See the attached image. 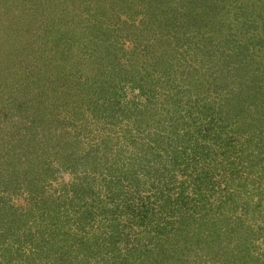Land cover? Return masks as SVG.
<instances>
[{
	"label": "rangeland",
	"instance_id": "374dc122",
	"mask_svg": "<svg viewBox=\"0 0 264 264\" xmlns=\"http://www.w3.org/2000/svg\"><path fill=\"white\" fill-rule=\"evenodd\" d=\"M205 1L0 0V146L8 151L10 163L8 169L2 170L9 180L15 170L22 179L28 169L35 175L45 170L44 166L52 179L56 172L65 170L63 165L69 161L77 170L68 180H79V172L87 185L97 184L102 191L107 189L110 177L118 175L127 186L122 199L130 192L129 179L134 176L130 164L121 161V169L114 166L102 174L93 167L98 164L96 155H100L97 148L107 149L119 141L120 148L126 136L134 134L136 139H143L136 147L129 146L128 157L138 161L140 169L136 175L141 182L156 189L173 188L170 195L176 210L168 219L182 222L185 217L188 224L195 216H203L201 234L196 229L192 233H198L200 238L203 234L206 242L202 249L198 247L191 253L185 250L184 260L189 264H264V204H258L256 193L245 189L235 196V202L220 199L217 191H210L205 198L206 187L199 186L195 178L202 166L198 169L194 162L188 166V160L182 168L171 165L173 183L160 173L148 171V160L159 157L152 155L150 146L156 147L157 154L158 146L167 143L155 140L158 137L152 139L154 135L168 134L169 130L184 134L186 129L205 127L203 115L211 109L217 111L223 106L229 112H238L236 102L247 103L255 91H259L255 99H264V0H208L214 6L209 10ZM203 12L207 17L199 23L197 17ZM98 45L103 52H95ZM234 59L240 60L234 65L239 67L242 80L221 84L219 78L227 77L225 68ZM163 64L169 68L167 74ZM185 64L190 97L208 98L209 107L192 109L194 113L189 115L184 112L178 125L173 119L175 114L178 116L174 109L144 107L146 113L135 123L126 102H147L150 95L160 90L157 83L168 76H178L183 69L180 66ZM255 72L258 76L252 77ZM210 73L219 80L211 90L203 84L211 80ZM128 82L123 89L125 98H121V105L116 104L117 99L110 93L117 92L113 88L118 84ZM130 83L136 88L132 92ZM107 85L112 90L104 91ZM164 156L170 159L169 155ZM61 180L57 177L54 181ZM238 184L240 180L235 183ZM19 186L24 187V182L20 181ZM150 191L144 189L142 193L149 195ZM181 192L186 194L179 199ZM105 196L98 200L103 210L109 207L105 203L107 197L103 203ZM219 203L222 207L218 211L210 208ZM98 221L96 218L97 224L73 226L75 231L66 233L65 238L56 236L58 241L39 237L35 242L30 239L36 230L26 228L24 233L11 224L7 225L9 238L2 237L4 227L0 222V264H94L99 258L104 259L101 264H114L116 259L118 264H124L121 261L128 256L123 257L127 252L123 248L131 245L126 240L115 239L117 250L86 249L79 255L70 252V242L64 240L77 236L82 247L88 246L86 239L95 229L101 230ZM17 231L21 233L16 240ZM104 240L108 239L98 242ZM40 249L43 256L36 254ZM103 255L107 257L102 258Z\"/></svg>",
	"mask_w": 264,
	"mask_h": 264
},
{
	"label": "trees",
	"instance_id": "16d2710c",
	"mask_svg": "<svg viewBox=\"0 0 264 264\" xmlns=\"http://www.w3.org/2000/svg\"><path fill=\"white\" fill-rule=\"evenodd\" d=\"M160 1L162 0H159V3ZM205 2L208 10L209 7L214 8L208 0ZM203 13V15L200 13L199 17H197L200 19L199 23L204 20L205 16L207 17V13ZM211 14L214 16L213 13ZM96 51L98 53L103 52V47L98 45L95 48ZM244 56L246 57V55ZM234 60L235 62L230 61L225 68V72H228L227 77L219 78V81L218 77L210 73L211 80L205 81L203 84H206L205 86L211 90L217 81L222 84L223 81L232 82V80H242V77L238 75L237 69L239 67H235L240 60ZM255 67L257 66L255 65ZM164 68L167 74L169 68L167 66H164ZM180 68L183 69L181 73L179 72L178 76H168L157 83V87L160 90L158 91L157 89L153 95H150L146 99L147 102L145 100L138 104L134 101L126 102V106L129 108L127 112L134 117L136 120H134L135 123L137 122V118H140L146 113L144 107L146 109L149 107L153 109L154 107L162 106L165 109L167 108L168 111L174 109V112L178 114V116L175 114L173 117L176 124L181 120L184 112H188L189 115L194 113L190 111L192 109H200L202 106L209 107L208 102L210 100L208 98L192 99L190 97L189 90L191 85L186 84L188 83L186 80H188L189 76L186 73V64L180 66ZM141 76L144 78V75ZM253 76L258 75L255 72ZM193 78L191 77V80ZM121 84L113 88V92L117 91L116 93H110L111 97L117 99L118 102L116 104L120 105L122 102L120 101L121 98H125L124 94H126V91L123 93V89L126 85H129V82L126 84L123 83L122 86ZM192 84L195 86V83ZM129 87L131 92L136 89L134 88V84H131ZM110 90L112 88L110 89L109 85L104 88L106 92ZM217 91L218 89L213 92L216 93ZM258 93L259 91H255V95L247 103L239 104L237 101L238 112L234 108V112H229L230 110H225L223 106L217 111L216 109H211L207 114L203 115L206 122L203 123L206 125L205 127L200 126L197 128L196 126L193 129L189 128L183 131L184 134L169 130L168 134L165 132L154 135L152 139L158 137L155 140L167 141V143L158 146L160 151L157 154L154 153L156 147L150 146L152 155H159V157L155 161L148 160L152 166L149 167L148 171L154 175L160 173L164 175L163 177L166 180L171 181L170 179H173L172 171H170L171 165L176 164L179 165V168H182L185 160H188V166L193 164V162L198 169L200 168L199 166H202L199 170L201 172H197L195 178L199 186L201 184V186L206 187V192H203L205 198L209 196L210 191H217L218 194L221 193L220 199L224 201L234 199L235 202V196H239L241 191L246 189L247 192H251L252 194L256 193L258 204L263 205L264 99H255ZM140 94L136 96L138 97ZM133 107L134 110L131 111L130 109H133ZM219 114H222L220 118H218L220 116ZM197 120L199 122L200 117H197ZM133 135L126 136V142H123L120 148V141L107 149L97 148L100 155H96L98 164L95 163L93 167L94 170L101 171L102 174L106 171L109 172L114 166L121 169L119 166L121 165V161L130 164V171H132L131 174L134 176L132 180L129 179L130 192L123 196L122 199L121 195L127 186L118 175H112L113 177H110L106 184L107 189L105 190L108 192H105L101 188L99 189L97 184L87 185V182L81 179L82 177L79 172L76 173L79 176L77 177L79 180H68L74 175L73 172L77 170L69 161L63 165L65 170L56 172L52 179L49 178L52 175L47 174V167L43 166L46 169L39 171L35 175L31 174V170L28 169L22 176V179H19V171L15 170L13 172V178L9 180L2 170L4 168L8 169L10 165L7 162L6 154L8 151L0 146V222L3 224L1 227H4L2 228L4 229V235L2 237H8L9 229L7 225L11 224L17 225V229H22L24 233H27L24 231L26 228L36 230L35 234H31L33 238L30 241H39L40 238H48L51 241L55 239V241H58L56 240V236L65 238L66 233L74 232L75 230L72 227L80 223L85 224V222H88L87 224H97L95 222L97 218L99 219L98 229L102 231L95 229V233L89 236V240L86 239V244L89 243L88 246L82 247L84 245L78 241L77 236H73L74 238L72 240H64L70 242L68 244L70 245V252L79 255V252L85 251L86 249H92L89 251L100 250L102 248H114L117 250L118 248L115 245L117 243L115 239H117L118 242L126 240L128 244H131L123 248L127 252L124 253L121 250V253H124L123 257L125 255L128 256L124 257L121 261L124 264H170V262L171 264H189L188 261L184 260L186 253H191L194 249H198V247L202 249V244L206 242L203 234L202 236L200 235L201 238L198 237L199 231L202 230L201 224L203 216H195L192 219L193 221H190L188 224L184 222L185 217L182 222L168 219L174 213V210H176L172 205V195H170L173 193V188H166V190L156 189L154 185L147 187L146 183L141 182V179L136 175L140 169L139 163L132 159V156L128 157L130 156L128 151L130 150V145L136 147L137 142L139 143L140 139L143 138L136 139ZM148 144H150V140ZM114 148L117 150L113 154ZM161 150H164L165 153L162 154ZM164 155H169L170 159H164ZM24 156L26 157V155ZM166 160L168 164H166ZM26 163L31 166L29 161H26ZM161 165L164 166L162 167ZM167 166H170L169 170H166L165 167ZM57 177L62 179L58 183L54 181ZM238 180H240V184L236 186L235 183ZM20 181L24 182V187L19 186ZM14 182L18 183V185L13 186ZM171 182L173 183V181ZM144 189L151 190L150 192L152 194L143 195L144 193L142 191ZM185 194V192H181L179 199L184 198ZM102 196H105L103 203L106 201V197L108 198L107 202H105L109 204V207L106 208L108 212H105L106 209L103 210L104 207H100V201L98 202ZM196 198L200 200V195H197ZM114 199H116L115 202L113 201ZM221 207L222 205L220 203L210 205V208L214 211H218ZM4 217L5 223H3ZM178 222L182 223L179 227ZM204 223H207V221ZM28 224L33 227H28ZM193 229H196L198 233H192ZM29 230H27L28 233ZM12 233L15 235L14 232ZM18 233L21 232H16V240L18 239ZM184 233L186 237L183 235ZM101 238L108 240L99 243L98 240ZM22 240L24 241V239H21L20 242ZM132 250L134 253H130ZM185 250L186 253L184 252ZM38 251L40 253L36 254L43 256L44 251L42 252L41 249ZM201 255L202 252L200 254L197 253V259H200ZM106 257L107 255L102 256V258ZM253 258L258 260V258ZM116 260L114 262L112 261V263L118 264L119 261ZM103 261L104 259L99 258L94 264H101Z\"/></svg>",
	"mask_w": 264,
	"mask_h": 264
}]
</instances>
